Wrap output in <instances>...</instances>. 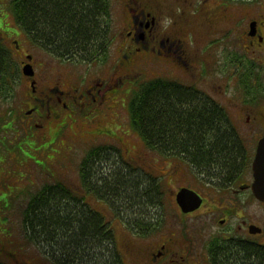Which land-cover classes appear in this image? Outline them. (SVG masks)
<instances>
[{
  "label": "flooded vegetation",
  "instance_id": "obj_1",
  "mask_svg": "<svg viewBox=\"0 0 264 264\" xmlns=\"http://www.w3.org/2000/svg\"><path fill=\"white\" fill-rule=\"evenodd\" d=\"M123 7L127 22L119 47L121 53L111 68L109 65L99 69L108 71L106 78L89 76L72 64L62 68L67 73L59 72L58 79L62 83L47 85L41 82L34 56L29 60L26 57L29 53L24 54L22 66L31 62L35 69L33 76L26 75L31 93L25 123L29 127H44L45 122L64 116L61 123L64 124L66 116L77 120L74 117L81 111L85 112V118H94L114 100L111 94L129 84L128 79L135 69L149 67L152 62L160 63V73L143 80H162L168 89L185 88L198 98L217 102L226 114L225 128L235 134L241 146L240 158L233 172L213 174L199 167L195 160L190 161L187 152L161 150L148 145L137 132L125 129L141 144L140 149L134 144L137 146L135 161L147 178L152 177L156 183L166 179L167 184L177 180L176 187H171L174 206L167 210V217L175 225L173 229L163 223L158 237H153L149 233L151 230L144 232L140 239L126 235L125 255L133 264H217L216 254L228 248L230 241L237 242L239 245L234 246L240 248L250 243L264 250V219L245 211L249 203L264 206V200L256 196L252 186L255 179L253 160L264 135V0H148L146 3L124 0ZM165 16L169 17L167 22L163 21ZM15 42L19 48V40ZM33 42L49 49L46 39L35 37ZM217 68L225 74L223 79L215 80ZM117 74L120 81L110 83L111 77ZM42 85L44 87L40 89ZM228 92L241 96L237 117L230 116L223 101L227 99L223 94ZM97 129L106 138L120 137L116 128ZM122 143L120 141L121 147ZM129 150L126 148L127 153ZM127 155V160L133 162L132 154L130 158ZM199 168L203 172L199 173ZM205 175L209 180H205ZM198 180L201 188L196 186ZM182 188L198 192L201 204L192 210H184L177 199ZM89 189L81 187L82 194L105 201L110 214H116L106 197H98L94 187ZM200 210L208 213L209 223L220 226L198 248L199 240H203L200 235L204 232L200 221L198 227L195 226V217ZM162 216L163 212L153 215V219H158L157 226H160Z\"/></svg>",
  "mask_w": 264,
  "mask_h": 264
},
{
  "label": "trees",
  "instance_id": "obj_2",
  "mask_svg": "<svg viewBox=\"0 0 264 264\" xmlns=\"http://www.w3.org/2000/svg\"><path fill=\"white\" fill-rule=\"evenodd\" d=\"M12 2L19 25L31 36L48 40L46 46L59 55L94 59L108 46L109 28L105 22L110 12L108 0ZM11 66V52L0 39L2 95L12 92ZM165 86L158 79L137 83L129 101L128 131L137 132L148 145L161 150L187 152L190 161L195 160L199 167L213 174L233 172L241 146L235 134L225 128V111L217 102L198 98L185 88L173 91ZM94 146L80 163L83 188L94 187L96 194L106 197L112 207L118 203L115 210L127 214L129 222L131 215L134 223L155 227L150 206L159 202L156 196L159 185L152 177L147 178L139 165L126 159L120 145ZM106 221L101 212L86 203L82 194L62 180L46 183L25 209L27 229L31 228L44 243L46 257L54 264H119L115 235ZM234 245L239 244L230 241L228 248L216 254L217 264H264V250L250 243L243 248ZM101 251L105 253L103 262H99ZM0 264L11 263L0 260Z\"/></svg>",
  "mask_w": 264,
  "mask_h": 264
},
{
  "label": "rangeland",
  "instance_id": "obj_3",
  "mask_svg": "<svg viewBox=\"0 0 264 264\" xmlns=\"http://www.w3.org/2000/svg\"><path fill=\"white\" fill-rule=\"evenodd\" d=\"M12 1L0 0V39L11 50L12 66L10 77L13 86L12 92L8 96L0 94V246L2 247L0 249V260H5L11 264H21L20 262L22 261L32 264H54L51 259L46 257L44 243L39 241V237L34 235L29 225L30 229H27L25 209L29 201L46 183L61 180L75 192L80 193L79 189L82 183L80 163L87 151L95 147L94 145L96 144L107 145L116 143V145H120V141H123V147L120 148L121 151L128 154L129 158L130 154H132L133 162L136 163L135 148L137 146L134 144L136 143L140 149V142L133 139L135 136L125 130L131 126L128 110L129 101L137 87V81L156 76L158 72L160 73L161 64L152 62L149 67L135 69L131 74V78L128 79L130 86L133 88L129 91L127 89L129 86H126L128 83L124 84L126 89H123V87V90L118 93L111 94L114 100H110L111 102L94 118H85V112L81 111L74 117L77 120L66 116L65 123L61 124L64 121V116H62L57 120L45 122L44 127L37 125L29 127L25 120L27 119L26 112L30 107L28 96L31 93V88L29 79L26 78V74L22 69L23 62H21V59L25 58L24 54L30 53L34 56L41 82H45L47 85L62 83L58 79L61 75L59 72L64 71L67 73V70L62 68L72 66V64H75L78 70L88 73L89 76L92 74L106 78L108 71L101 72L99 69L109 65L111 68L113 61L119 58L121 53L119 47L123 43L126 31L127 14L123 7L124 0H108L107 6L110 7L111 13L109 15L111 16L112 26H110L109 30L111 40L106 49L94 59H86L84 61L81 57L80 60L76 61L74 58L68 59L67 57L63 60L62 56L55 55V52L50 48L51 52L36 45L31 40L29 31L24 30L15 18L12 10ZM142 1L146 3L148 0ZM168 19L169 17H163L164 22H167ZM17 39L21 44L19 48L16 47L15 40ZM230 67L233 68L232 65ZM217 70L218 72H215V77H217L215 80L223 79L225 74L221 73L218 68ZM118 74L117 76H112L109 82H116L114 80L119 82ZM125 78L123 77V79ZM43 87L44 85L40 89ZM230 91L233 92L232 90ZM223 95L227 98L226 100L223 99V101L227 109H229L230 116L237 117L239 113L237 105L240 103L241 96L229 92ZM38 121L41 122L39 119ZM120 125L124 126L119 127ZM97 127L116 128V132L121 138L117 137L116 139L110 136L106 138L98 132ZM126 148L130 149L129 153L126 152ZM119 158L124 164H127L124 159ZM198 172L203 171L198 170ZM205 178L206 181L209 180L206 175ZM165 181L166 179H163L162 183L164 184ZM176 181L175 179L170 180V184L163 186V192L161 193L157 190L156 196L159 202L150 206L151 211H153V215H160L163 212L164 216H162L163 220L160 226H156L150 232L147 223H138L139 226L133 222V219L129 227L126 224L128 223L127 214L121 212V214L118 213L119 216H112L110 214L111 210L107 206L108 203L95 199L93 195L87 196L86 199H88L92 207L101 210L108 219H111V224L115 231V243L121 252V262L133 264L129 256L125 255L126 235L140 239L143 235L141 231H143L151 233L153 237H158L163 223L173 229L175 225L173 221H170V217H167V210H172L171 187H176L174 185ZM196 186L201 188L200 180L197 181ZM113 205L116 207L119 204L114 203ZM115 207L114 211H116ZM245 209L252 216L264 219V206L254 202L247 204ZM204 211L200 210L195 217V220H197L195 226L198 227V221H200L204 227V232L200 235L203 240L201 242L199 240L198 248L202 247L206 238L218 231L220 226L209 223L208 213ZM131 217L133 218V216ZM193 228L194 226L191 227L192 232ZM99 260V262L105 260L104 251L100 252Z\"/></svg>",
  "mask_w": 264,
  "mask_h": 264
},
{
  "label": "water",
  "instance_id": "obj_4",
  "mask_svg": "<svg viewBox=\"0 0 264 264\" xmlns=\"http://www.w3.org/2000/svg\"><path fill=\"white\" fill-rule=\"evenodd\" d=\"M31 58V55H29ZM23 71L27 75H34L35 70L31 63H27L23 66ZM35 80L32 81L34 86ZM253 170L255 180L253 182V190L259 199L264 200V136L259 140L257 153L253 161ZM177 199L181 203L184 210H192L193 208L201 204V197L194 190L188 188H182Z\"/></svg>",
  "mask_w": 264,
  "mask_h": 264
}]
</instances>
